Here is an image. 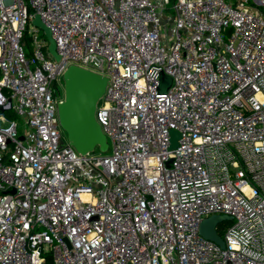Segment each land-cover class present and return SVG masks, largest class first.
Returning a JSON list of instances; mask_svg holds the SVG:
<instances>
[{
  "label": "built area",
  "instance_id": "1",
  "mask_svg": "<svg viewBox=\"0 0 264 264\" xmlns=\"http://www.w3.org/2000/svg\"><path fill=\"white\" fill-rule=\"evenodd\" d=\"M71 65L108 154L63 138ZM0 264H264V0H0Z\"/></svg>",
  "mask_w": 264,
  "mask_h": 264
},
{
  "label": "water",
  "instance_id": "2",
  "mask_svg": "<svg viewBox=\"0 0 264 264\" xmlns=\"http://www.w3.org/2000/svg\"><path fill=\"white\" fill-rule=\"evenodd\" d=\"M33 22L40 26L48 39L49 48L56 58L60 56L56 52V43L52 37L50 28L36 15ZM65 78V99L59 105L60 120L63 127L68 131H76L70 136V142L76 146L79 152H86L88 149L100 145V149L108 146L106 135L96 119V108L99 99L102 97L108 78L93 70L71 65L64 75ZM170 83L169 77H164ZM95 127L96 134L91 135V129ZM179 136L173 131V146L176 145L175 138ZM15 192V189L12 190ZM228 215H212L205 218L200 227V233L207 239L213 240L225 247V241L216 230V226L223 220H231Z\"/></svg>",
  "mask_w": 264,
  "mask_h": 264
},
{
  "label": "rangeland",
  "instance_id": "3",
  "mask_svg": "<svg viewBox=\"0 0 264 264\" xmlns=\"http://www.w3.org/2000/svg\"><path fill=\"white\" fill-rule=\"evenodd\" d=\"M26 51H27L28 56H31L32 55V51H31V46L30 45H27ZM9 113H11V111H9ZM61 132H62V135H63L64 140H69L70 139V136H72L74 133H76V131H71V132L68 131L65 127H63V125H61ZM90 133H91L92 136H94L96 134L95 127H93L91 129ZM110 146H111V144H110ZM98 151H99V149L97 148V152ZM110 152H111V148L109 147L103 153H107L108 154ZM230 223H231L230 220H224V222H223L224 227H227ZM219 233L220 234H223V231L222 230H219Z\"/></svg>",
  "mask_w": 264,
  "mask_h": 264
},
{
  "label": "trees",
  "instance_id": "4",
  "mask_svg": "<svg viewBox=\"0 0 264 264\" xmlns=\"http://www.w3.org/2000/svg\"><path fill=\"white\" fill-rule=\"evenodd\" d=\"M29 41V40H28ZM28 45H30V44H28Z\"/></svg>",
  "mask_w": 264,
  "mask_h": 264
}]
</instances>
